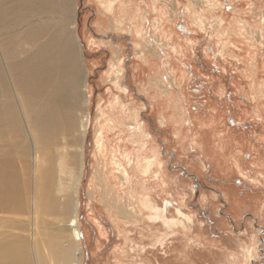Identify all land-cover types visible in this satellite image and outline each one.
Masks as SVG:
<instances>
[{
  "label": "rangeland",
  "instance_id": "rangeland-1",
  "mask_svg": "<svg viewBox=\"0 0 264 264\" xmlns=\"http://www.w3.org/2000/svg\"><path fill=\"white\" fill-rule=\"evenodd\" d=\"M71 23L88 121L30 264H264V0H74Z\"/></svg>",
  "mask_w": 264,
  "mask_h": 264
},
{
  "label": "bare ground",
  "instance_id": "bare-ground-1",
  "mask_svg": "<svg viewBox=\"0 0 264 264\" xmlns=\"http://www.w3.org/2000/svg\"><path fill=\"white\" fill-rule=\"evenodd\" d=\"M73 2L0 0V226L33 232L0 233V264H30L33 226L71 212L88 121Z\"/></svg>",
  "mask_w": 264,
  "mask_h": 264
}]
</instances>
